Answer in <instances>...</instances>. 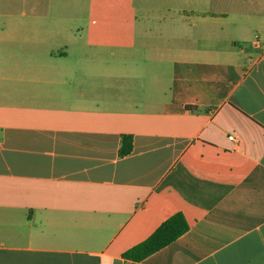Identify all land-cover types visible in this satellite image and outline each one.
Here are the masks:
<instances>
[{
  "label": "crops",
  "instance_id": "obj_1",
  "mask_svg": "<svg viewBox=\"0 0 264 264\" xmlns=\"http://www.w3.org/2000/svg\"><path fill=\"white\" fill-rule=\"evenodd\" d=\"M208 3L188 21L216 30L201 48L165 33L72 52L54 0H0V264H264V36L245 58L220 39L264 33V0ZM78 58L114 64L92 92ZM179 213L174 243L123 257Z\"/></svg>",
  "mask_w": 264,
  "mask_h": 264
},
{
  "label": "rangeland",
  "instance_id": "obj_2",
  "mask_svg": "<svg viewBox=\"0 0 264 264\" xmlns=\"http://www.w3.org/2000/svg\"><path fill=\"white\" fill-rule=\"evenodd\" d=\"M16 6L15 11H22V0H10ZM55 6L51 9V16L72 19V26L77 29L76 41H72L71 51L113 49L118 40L133 39L135 35H165L173 34L175 37L184 36L185 42L174 41L177 48L183 44L191 45L195 49L203 47V42L194 39L214 31H205L204 27L188 25L190 21L199 22L202 11L210 10L213 6L208 0H71L72 10L60 9L58 0H54ZM210 6H209V5ZM13 5V4H12ZM8 11L6 5H0V13ZM41 13L40 10L37 11ZM189 21V22H188ZM261 39L264 33H247L242 39H236L232 32L227 30L220 36L223 42L235 43L237 51L243 50L246 54L241 58L247 57L254 51V43ZM148 42V41H147ZM130 44V42H127ZM143 43V42H142ZM221 44V43H220ZM234 45V44H233ZM174 46V47H175ZM143 47V46H141ZM73 54V53H72ZM77 54L78 53H74ZM235 59V58H234ZM80 64L79 71L72 77L73 80L84 84L90 88L86 91L92 92V83L96 84L101 79L98 75L102 74L106 64H113L112 61L92 62L87 58H78ZM115 65H121L114 61ZM114 65V64H113ZM128 70H134L140 63L128 61L124 64ZM94 71L95 74L91 73Z\"/></svg>",
  "mask_w": 264,
  "mask_h": 264
},
{
  "label": "trees",
  "instance_id": "obj_3",
  "mask_svg": "<svg viewBox=\"0 0 264 264\" xmlns=\"http://www.w3.org/2000/svg\"><path fill=\"white\" fill-rule=\"evenodd\" d=\"M196 110L194 107H187ZM133 150L132 136H122L119 156L125 157ZM189 230L185 217L179 213L165 222L144 242L131 248L123 254V257L133 262H142L149 256L171 245Z\"/></svg>",
  "mask_w": 264,
  "mask_h": 264
},
{
  "label": "built area",
  "instance_id": "obj_4",
  "mask_svg": "<svg viewBox=\"0 0 264 264\" xmlns=\"http://www.w3.org/2000/svg\"><path fill=\"white\" fill-rule=\"evenodd\" d=\"M229 139H230L231 141H234V142L236 141V139H235L234 137H230Z\"/></svg>",
  "mask_w": 264,
  "mask_h": 264
}]
</instances>
